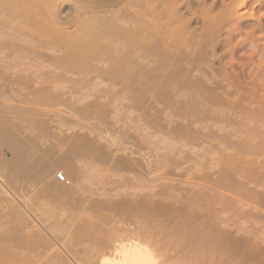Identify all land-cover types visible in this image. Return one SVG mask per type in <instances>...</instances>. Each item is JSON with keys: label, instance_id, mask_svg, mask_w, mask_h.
Instances as JSON below:
<instances>
[{"label": "rangeland", "instance_id": "374dc122", "mask_svg": "<svg viewBox=\"0 0 264 264\" xmlns=\"http://www.w3.org/2000/svg\"><path fill=\"white\" fill-rule=\"evenodd\" d=\"M83 1L57 0L62 31L17 30L0 0L8 262L101 264L125 237L167 264H264V0ZM94 12L107 30L79 28Z\"/></svg>", "mask_w": 264, "mask_h": 264}, {"label": "bare ground", "instance_id": "6f19581e", "mask_svg": "<svg viewBox=\"0 0 264 264\" xmlns=\"http://www.w3.org/2000/svg\"><path fill=\"white\" fill-rule=\"evenodd\" d=\"M75 1H77V0H75ZM83 1V0H82ZM86 1V0H85ZM85 1H83L84 3H85ZM87 1H89V3L91 2V3H93V4H96V3H98V5H99V3L102 5L103 3L102 2H105V1H96V0H87ZM119 1V0H118ZM239 1V4L241 3V4H243L246 0H238ZM237 1V2H238ZM261 2L263 1V0H260ZM1 2H3L2 4L3 5H6L5 6V8L9 11V12H13L12 14H13V16H12V14H9L10 15V17L12 18V19H17V17L18 16H22V18H23V16H24V18L25 17H27L28 16V18L30 17V18H32L31 19V21H33V24H35V26H37V28L39 27V28H41V26H43L44 28H47V27H49V25H53V26H55V28L56 29H59V30H62L63 28L61 27V25L59 26V24L61 23L62 24V22H64V21H66V19H69V17H71V16H69L68 18H67V16H68V13L66 12H64V7H63V4H59V3H57V0H1ZM107 2H108V0H107ZM112 2V1H111ZM116 2V1H115ZM177 2V0H173V4H174V6L176 7L177 6V4L178 3H176ZM235 2V1H234ZM264 2V1H263ZM5 3V4H4ZM108 3H110V2H108ZM116 3H118V2H116ZM122 2H120V4H121ZM78 4V3H77ZM93 4H92V6H93ZM105 4V3H104ZM103 4V5H104ZM229 4V3H228ZM245 4V3H244ZM97 5V6H98ZM114 5V4H113ZM117 5V4H116ZM230 5V4H229ZM233 5V4H232ZM262 5V4H261ZM77 6V5H76ZM115 6V5H114ZM228 6V5H227ZM93 7H95V5L93 6ZM0 8H2V7H0ZM4 8V7H3ZM78 8V7H77ZM87 8V7H86ZM112 8V7H111ZM228 8H229V6H228ZM241 8V7H240ZM5 9V10H6ZM94 9V8H93ZM113 9V8H112ZM173 9H174V7H173ZM230 10L228 11L229 13H231L233 16H237V17H239V16H241V12H239L238 11V7L236 6V5H234V6H232V7H230L229 8ZM2 10V9H1ZM0 10V11H1ZM4 10V9H3ZM70 10V9H69ZM81 10H83L82 8H81ZM91 10V9H90ZM90 10H88V12H90ZM114 10V9H113ZM119 10H120V8H119ZM176 10H177V7H176ZM228 10V9H227ZM241 10V9H240ZM8 11H5L4 13H7ZM68 11V10H67ZM93 11V10H92ZM99 11V10H98ZM71 12V11H70ZM70 12H69V15H70ZM81 12V11H80ZM84 12H86L85 10H84ZM104 12V11H103ZM109 12V11H108ZM227 12V11H226ZM1 13V12H0ZM72 13L73 12H71V15H72ZM76 13V12H75ZM93 13V12H92ZM96 13H97V11H96ZM95 12H94V14L97 16L96 18H97V20H98V15L96 14ZM112 13H113V11H112ZM111 13V14H112ZM115 13L116 14H118L119 12L118 11H115ZM243 13V12H242ZM15 14L17 15L16 17H14L15 16ZM42 15L41 17L44 19H42L41 17H40V15ZM110 14V13H109ZM230 14V15H231ZM75 15V14H74ZM73 15V17L74 18H76L75 16ZM77 15V14H76ZM85 15V14H84ZM87 15V14H86ZM89 15V14H88ZM87 15V16H88ZM94 15V16H95ZM231 15V16H232ZM79 16V15H78ZM110 16V15H109ZM118 16V15H117ZM7 18L9 17L8 16V14H7V16H6ZM9 17V18H10ZM80 17H82V16H80ZM88 17H90V16H88ZM101 17H103L102 19H104L105 17L104 16H101ZM113 17V16H112ZM230 17V16H229ZM9 18H8V20H9ZM10 18V19H11ZM19 19L21 18V17H18ZM30 18H29V20H30ZM83 18V17H82ZM111 18V17H110ZM116 18V17H115ZM231 18V17H230ZM2 19V18H1ZM0 19V20H1ZM6 18H4V20H5ZM14 20V21H19V19L18 20ZM54 19H56L55 21H54ZM73 19V18H72ZM92 19H94V18H92ZM100 19V18H99ZM236 19V18H235ZM3 20V19H2ZM7 20V19H6ZM27 19H25V21H26ZM43 20V21H42ZM77 20V19H76ZM81 22H79V28L81 27H83V29L84 30H107V28L106 27H103V23L101 22V19L100 20H98V23L99 24H96V23H94V24H96V25H88V21H87V24L86 23H83V22H85V19H84V21H82V19H79ZM87 20V19H86ZM96 20V21H97ZM111 20H112V18H111ZM237 20V19H236ZM20 21H21V19H20ZM91 21V20H90ZM93 21H95V20H93ZM95 21V22H96ZM3 22H5V21H3ZM3 22H0V23H2L3 24ZM7 22H10V20L9 21H7ZM24 22V21H23ZM26 22H30V21H26ZM26 22H25V24H26ZM77 22H78V20H77ZM20 23L21 22H17V24H19V26H20ZM32 23V22H31ZM59 23V24H58ZM109 23V22H108ZM16 24V23H15ZM22 24V23H21ZM27 24H29V23H27ZM26 24V27L28 26ZM86 24V25H85ZM7 25V24H6ZM14 25V24H13ZM24 25V23L22 24V26ZM31 25V24H30ZM99 25H102V27L101 26H99ZM105 26H106V24H104ZM18 26V25H17ZM112 26H114L115 27V23H114V25H113V23H112V25L110 26L109 25V27H112ZM14 27H16V26H14ZM23 27H25V26H23ZM22 27V28H23ZM25 27V28H26ZM30 27V26H29ZM32 27H34V26H32ZM108 27V28H109ZM113 27V28H114ZM2 28V27H1ZM17 28V27H16ZM20 28H21V26L19 27V28H17V30H20ZM104 28V29H103ZM24 29V28H23ZM43 29V28H42ZM111 29V28H110ZM117 29V28H116ZM237 29V28H236ZM15 30V29H14ZM25 30V29H24ZM29 30V29H28ZM31 30H33V28L31 29ZM38 30V29H37ZM40 30V29H39ZM115 30V29H114ZM63 31V30H62ZM61 31V32H62ZM100 33H102V32H100ZM60 34H62V33H59V35ZM96 34H97V32H96ZM99 35V34H98ZM102 35V34H101ZM61 36V35H60ZM16 37V36H15ZM62 37V36H61ZM5 43V42H4ZM65 43H67V41L66 42H63L62 44H61V46L63 45V46H65L66 44ZM2 44V43H1ZM67 46V45H66ZM70 48V47H69ZM64 49L65 51V53L67 54V57L69 58V62L72 60V57H73V59H74V63L73 64H75V63H77V60L78 59H83L84 57H85V55H81V57H83V58H81L79 55H77V54H75L74 52H72L73 50L72 49ZM4 49V48H3ZM1 50V49H0ZM88 51V50H87ZM65 53L63 54L64 56H62V58L63 57H65ZM73 53V55H71ZM90 54L91 55V51H88V52H86L85 54ZM68 54H70V55H68ZM89 54H88V56H89ZM58 57V56H57ZM80 57V58H79ZM86 57H87V55H86ZM34 58V57H33ZM66 58V57H65ZM76 58H78V59H76ZM76 59V60H75ZM59 60H60V58H59ZM65 60V59H64ZM33 61V60H32ZM62 61V60H61ZM34 62V61H33ZM67 62V61H66ZM68 62V63H69ZM79 62V61H78ZM60 63H62V62H60ZM63 63H65V61H63ZM71 63V62H70ZM81 63V62H80ZM72 64V65H73ZM82 64V63H81ZM80 64V65H81ZM57 65H59V64H57ZM63 65V64H62ZM69 65V64H68ZM71 65V66H72ZM77 65V64H76ZM63 66H65V65H63ZM70 67V66H69ZM80 67V66H79ZM72 68V67H71ZM236 75H237V73H236ZM239 76V75H238ZM240 78H242V77H240ZM236 83V82H235ZM238 83H239V81H238ZM237 83V84H238ZM241 84V83H240ZM214 95V94H213ZM214 97V96H213ZM217 99V98H216ZM222 100V99H221ZM213 100H211V102H212ZM220 101V100H219ZM228 100H226V102H227ZM229 102V101H228ZM230 103V102H229ZM242 104V103H241ZM232 105H233V101H232ZM238 105V104H237ZM235 107H237V106H235ZM233 109H234V106H233ZM235 110V109H234ZM239 110V109H238ZM254 110V109H253ZM219 112V111H218ZM211 115V114H210ZM213 116V115H212ZM211 116V117H212ZM213 118V117H212ZM215 119V118H214ZM216 122V121H215ZM109 216V215H108ZM111 217V216H110ZM108 219V218H107ZM106 220V219H105ZM111 221H112V219H111ZM107 222H109V219H108V221ZM110 223V222H109ZM110 229V228H109ZM27 230V229H26ZM13 231V230H12ZM23 231V230H22ZM80 231V230H79ZM78 231V232H79ZM83 231H86V230H84L83 229ZM90 231V230H89ZM5 232V231H4ZM9 232H11V231H9ZM15 232V231H14ZM77 232V231H76ZM75 232V233H76ZM82 232V231H81ZM86 232H88V231H86ZM93 232V231H92ZM8 232H6V233H3L5 236H6V234H7ZM13 233V232H12ZM15 233H17V232H15ZM15 233H13V234H15ZM25 233H27V232H25ZM28 233H29V231H28ZM27 233V234H28ZM31 234H32V232H30ZM67 233V232H66ZM2 233H0V235H1ZM11 234V233H10ZM9 233L7 234V235H10ZM31 234H29V235H31ZM62 234V233H61ZM79 234H81V233H79ZM78 234V235H79ZM82 234H84V232L82 233ZM87 234H89V233H87ZM86 234V235H87ZM109 234V233H108ZM28 235V236H29ZM60 235V234H59ZM63 235V234H62ZM77 235V236H78ZM93 235V234H92ZM92 235H91V237H92ZM115 235L116 234H114V238H116L115 237ZM3 235H1V239L3 238L2 237ZM4 236V237H5ZM27 235H26V238H28L29 239V237H30V239H32V237H34L33 235L32 236H29L28 237ZM68 236V235H67ZM76 236V237H77ZM108 236V235H107ZM24 237H25V234H24ZM59 237V236H58ZM61 237H63V236H61ZM79 237V236H78ZM84 237V236H83ZM88 237V236H87ZM100 237V236H99ZM110 237V236H109ZM112 237V236H111ZM183 237V236H182ZM75 238V237H74ZM73 238V239H74ZM80 238V237H79ZM113 238V237H112ZM117 238H119V236L117 237ZM125 238V237H124ZM120 239V240H118L117 241V239H116V241L117 242H115V241H112V239H111V243L113 242V244H110L111 246H112V248L111 247H109L110 245H108V247L109 248H111L112 249V251H109V252H107L106 253V255L103 257V259H102V262H100L101 264H167L165 261H163L162 259H160L159 257H158V254L157 253H155V251L147 244V243H144V241L142 242V241H139V240H134V241H126L125 239ZM207 238V237H206ZM25 238H23L22 240H24ZM99 239V238H98ZM182 239V238H181ZM26 240V239H25ZM36 240V239H35ZM60 240V239H59ZM72 240V239H71ZM76 240H78L79 241V239H76ZM128 240V239H127ZM27 241V243L29 242V241H31V240H26ZM37 241V240H36ZM39 241V240H38ZM41 241V240H40ZM66 241V240H65ZM98 241H100V240H98ZM108 241H109V238H108ZM204 241H206V240H204ZM208 241H210V240H208ZM208 241H206V243L208 242ZM212 241V244L215 242V241H213V239L211 240ZM211 241H210V244H209V247L212 245L211 244ZM31 242H33V244H34V241H31ZM43 242V241H42ZM80 242V241H79ZM82 242V241H81ZM84 242V241H83ZM104 242V241H103ZM202 242V241H201ZM2 243H4V242H2ZM19 243V242H18ZM67 243V242H66ZM68 243H71V242H68ZM74 243V242H73ZM205 243V244H206ZM0 244H1V241H0ZM5 244V243H4ZM3 244V245H4ZM23 244H25V243H22L21 244V246L23 245ZM29 244V243H28ZM27 244V245H28ZM31 244V243H30ZM38 244V243H37ZM77 244V243H76ZM202 244V243H201ZM201 244H199V245H201ZM204 244V243H203ZM215 244H216V242H215ZM2 245V244H1ZM6 245H7V243H6ZM5 245V247L4 248H6V247H9L7 250H11V251H6V249L4 250V252L6 253L5 255L4 254H0L1 256V258H0V261H1V263L0 264H5V263H7L8 262V259H9V257H11V256H13V257H11V258H15V260L17 259L16 258V256H15V254H16V250H14V252L12 251L13 249L11 248L10 249V246H6ZM39 245V244H38ZM46 245V244H45ZM51 245V244H50ZM81 245V244H80ZM105 245H106V243H105ZM198 245V244H197ZM196 245V246H197ZM214 245V244H213ZM217 245V244H216ZM215 245V246H216ZM18 246V245H17ZM20 246V247H21ZM24 246V245H23ZM32 246V245H31ZM205 246V245H204ZM214 246V247H215ZM38 247V246H37ZM50 247V246H49ZM76 247V246H75ZM106 247V246H105ZM105 247H104V249H105ZM198 248H199V251L201 250L202 252H203V250L204 249H206L207 250V248H205V247H201V248H203V250L200 248V246H197ZM206 247H207V245H206ZM22 248V247H21ZM20 248V249H21ZM54 248H56V247H53L52 249H54ZM72 248V247H71ZM211 248H213V246L211 247ZM0 249H2V246H0ZM26 249H27V247H26ZM34 249H36V248H34ZM38 249V248H37ZM215 249V248H214ZM216 249H217V247H216ZM216 249L214 250V251H216ZM3 250H0L1 252L0 253H3ZM51 250V249H50ZM71 250V249H70ZM209 250H211V249H209ZM213 250V249H212ZM211 250V251H212ZM16 251V252H15ZM28 251H30V246H29V249H28ZM27 251V252H28ZM35 251V250H34ZM59 251V250H58ZM58 251H56V252H53V251H51L52 253H54V254H56ZM208 251V250H207ZM77 252V251H76ZM75 252V253H76ZM82 252V251H81ZM9 253V254H8ZM10 253H14L13 255H11ZM40 253H42V252H40ZM109 253V254H108ZM204 253V252H203ZM209 253H210V251H209ZM34 254V253H33ZM47 254H50V253H47ZM207 254V253H206ZM211 254V253H210ZM213 254V253H212ZM7 255V256H6ZM11 255V256H10ZM17 255V257H21V256H18V253L16 254ZM39 255H41V254H39ZM44 255V254H43ZM51 255V254H50ZM58 254H56L55 256H57ZM76 255V254H75ZM5 256V257H4ZM9 256V257H8ZM38 256V255H37ZM44 256H46V255H44ZM53 256V255H52ZM84 256V255H83ZM213 256V255H212ZM4 257V258H3ZM51 257V256H50ZM49 257V258H50ZM54 257V256H53ZM59 257V256H58ZM81 257H82V255H81ZM6 258V259H5ZM10 258V259H11ZM47 258V257H46ZM57 258V257H56ZM98 258V257H97ZM9 259V260H10ZM13 259H11V260H13ZM39 259V258H38ZM38 259H37V261H38ZM52 259V261L54 262L55 261V258H54V260H53V258H51ZM66 259V258H65ZM2 260H4V263H3V261ZM14 260V261H15ZM57 260V259H56ZM61 260V259H60ZM62 260H64V259H62ZM6 261V262H5ZM13 262V261H12ZM12 262H11V264H12ZM32 262V261H31ZM63 262V261H62ZM66 262V261H65ZM9 263V262H8ZM7 263V264H8ZM10 264V263H9ZM31 264H35V263H31ZM46 264V263H45Z\"/></svg>", "mask_w": 264, "mask_h": 264}, {"label": "built area", "instance_id": "2783aa9c", "mask_svg": "<svg viewBox=\"0 0 264 264\" xmlns=\"http://www.w3.org/2000/svg\"><path fill=\"white\" fill-rule=\"evenodd\" d=\"M57 178L62 182H69V178L64 170L57 172Z\"/></svg>", "mask_w": 264, "mask_h": 264}]
</instances>
